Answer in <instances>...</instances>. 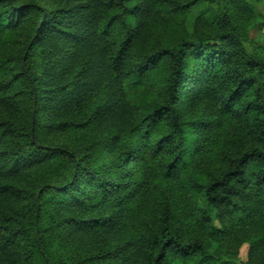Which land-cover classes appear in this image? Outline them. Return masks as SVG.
<instances>
[{
	"label": "trees",
	"instance_id": "trees-1",
	"mask_svg": "<svg viewBox=\"0 0 264 264\" xmlns=\"http://www.w3.org/2000/svg\"><path fill=\"white\" fill-rule=\"evenodd\" d=\"M263 27L250 0H0V264H264Z\"/></svg>",
	"mask_w": 264,
	"mask_h": 264
},
{
	"label": "rangeland",
	"instance_id": "rangeland-1",
	"mask_svg": "<svg viewBox=\"0 0 264 264\" xmlns=\"http://www.w3.org/2000/svg\"><path fill=\"white\" fill-rule=\"evenodd\" d=\"M251 3L253 4L255 10L261 14H263L264 17V2H253L252 0H250ZM197 8L194 9L193 13L189 16L188 20H187V24L188 27L190 29H193L194 26V20H195V13L197 12ZM250 37L257 40L258 42L262 43L263 39H264V27L262 29L259 28H253L250 31ZM247 251H248V244H244L241 249H240V254H239V258L240 260L244 261L247 259Z\"/></svg>",
	"mask_w": 264,
	"mask_h": 264
}]
</instances>
